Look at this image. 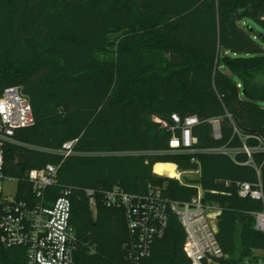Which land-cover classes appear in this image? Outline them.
I'll list each match as a JSON object with an SVG mask.
<instances>
[{
	"label": "trees",
	"instance_id": "1",
	"mask_svg": "<svg viewBox=\"0 0 264 264\" xmlns=\"http://www.w3.org/2000/svg\"><path fill=\"white\" fill-rule=\"evenodd\" d=\"M13 86L32 105L34 124L16 132L32 149L9 146L5 174L27 192L29 171L61 165L46 196L72 191L77 264H132L126 213L107 207V191L144 196L169 182L168 191L158 189L171 201L198 196L196 187L154 174L160 163L184 171L201 164L191 182L219 213V264L264 260L256 230L264 203L239 195L242 183L261 182L264 191V0H0V96ZM174 114L198 118L197 149L246 145L252 157L170 152V127L156 119ZM69 142L83 155L63 162L37 150ZM185 237L171 215L142 264H191ZM0 264H26V251L0 244Z\"/></svg>",
	"mask_w": 264,
	"mask_h": 264
},
{
	"label": "built area",
	"instance_id": "2",
	"mask_svg": "<svg viewBox=\"0 0 264 264\" xmlns=\"http://www.w3.org/2000/svg\"><path fill=\"white\" fill-rule=\"evenodd\" d=\"M170 120L174 126L156 119L170 127V152L225 154L233 158L243 152L252 157L254 151L246 145L241 150L197 149L194 127L199 123L198 118L192 116L183 120L174 114ZM210 123L214 138L221 139L220 120L214 119ZM33 124L30 99L21 88H7L0 96V244L6 249L25 250L26 264H77V238L71 222L72 191L64 188L61 196L52 202L46 196L47 190L56 183L61 165L49 164L29 171L27 192L22 190L18 179L5 174L6 149L9 146L30 147L16 139V132ZM75 145L76 142H69L60 150H37L60 156L64 162L72 156L83 155L76 153ZM261 150L264 151V148ZM87 195L95 206L94 192L87 190ZM104 195L107 207L122 209L126 213L133 237L127 246V258L132 264H142L150 256L155 241L166 235L171 215L178 218L185 232L184 252L191 264H219L226 258L217 240V227L210 212L212 208L204 204L201 191L187 202L171 201L156 187H151L144 196L129 194L120 187ZM239 195L264 203L261 182L257 186L239 184ZM218 215H215L216 218ZM256 230L264 233V211L256 215ZM247 264H264V260L247 261Z\"/></svg>",
	"mask_w": 264,
	"mask_h": 264
},
{
	"label": "rangeland",
	"instance_id": "3",
	"mask_svg": "<svg viewBox=\"0 0 264 264\" xmlns=\"http://www.w3.org/2000/svg\"><path fill=\"white\" fill-rule=\"evenodd\" d=\"M14 87V86H13ZM15 87H18V88H20V86H15ZM173 164H175V165H177L176 163H173ZM178 166V165H177ZM178 168H179V166H178ZM199 170L198 171H184V170H182V169H180L179 168V172L182 174V176H181V178L180 179H173V178H169V177H164V178H167V179H171V180H175V181H177V182H179L181 185H184V186H191V187H196L197 188V190H198V194H199V192L201 191V194H202V197H203V195H204V192H203V190H202V188H201V185H199V184H193L191 181H194V180H199L200 178H201V164H200V166H199ZM154 172V171H153ZM155 174V173H154ZM163 177V176H162ZM170 185H171V187H172V184H170L169 182H165L164 184H162V185H160V186H157L158 188H160L161 190H163V191H165V190H169V189H171V187H170ZM199 188V189H198ZM14 190H15V187H14ZM164 193V192H163ZM167 194V193H166ZM209 207H211L212 209H215V207L214 206H212L211 204L210 205H208ZM211 209V215L213 216V220H214V222H215V224H216V222H217V218H216V214L218 213L217 211H215V210H212ZM257 255H259V256H261V255H263V253L262 252H259Z\"/></svg>",
	"mask_w": 264,
	"mask_h": 264
},
{
	"label": "bare ground",
	"instance_id": "4",
	"mask_svg": "<svg viewBox=\"0 0 264 264\" xmlns=\"http://www.w3.org/2000/svg\"><path fill=\"white\" fill-rule=\"evenodd\" d=\"M154 173L159 176L173 179H179L181 177L180 172L176 169V165L171 163L157 164L154 168Z\"/></svg>",
	"mask_w": 264,
	"mask_h": 264
},
{
	"label": "water",
	"instance_id": "5",
	"mask_svg": "<svg viewBox=\"0 0 264 264\" xmlns=\"http://www.w3.org/2000/svg\"><path fill=\"white\" fill-rule=\"evenodd\" d=\"M245 93V92H244ZM149 116H155V114H154V112H149ZM158 120H162V119H159V118H157ZM163 121H165L168 125H170V126H174V123L170 120V119H165V120H163Z\"/></svg>",
	"mask_w": 264,
	"mask_h": 264
},
{
	"label": "crops",
	"instance_id": "6",
	"mask_svg": "<svg viewBox=\"0 0 264 264\" xmlns=\"http://www.w3.org/2000/svg\"><path fill=\"white\" fill-rule=\"evenodd\" d=\"M176 167L178 168V166L176 165ZM155 168V167H154ZM154 168H153V171H154ZM178 171H179V168H178ZM157 175V174H156ZM159 176V175H158Z\"/></svg>",
	"mask_w": 264,
	"mask_h": 264
}]
</instances>
